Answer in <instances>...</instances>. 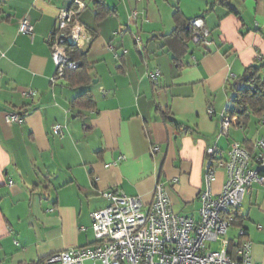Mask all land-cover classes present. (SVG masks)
<instances>
[{
    "label": "crops",
    "instance_id": "crops-1",
    "mask_svg": "<svg viewBox=\"0 0 264 264\" xmlns=\"http://www.w3.org/2000/svg\"><path fill=\"white\" fill-rule=\"evenodd\" d=\"M77 1L85 6L80 21L94 33L81 49L94 65L88 87L52 82L47 37ZM102 1L109 13L98 18L96 0H0V264H39L94 244L91 214L110 204L102 193L111 189L149 205L161 182L176 213L198 218L210 160L227 158L235 142L250 147L264 137V114L246 124L227 114L232 81L264 60V0H226L234 12L222 0ZM177 9L186 19L203 15L209 46L191 42L182 55L178 40L163 37L176 27ZM24 18L33 38L19 31ZM27 89L37 95L24 97ZM87 90L96 108L74 107ZM13 111L25 112L22 123L5 120ZM57 123L66 126L64 137L53 133ZM226 179L217 168L214 193ZM237 213L253 264H264V185L251 186ZM238 230L232 225L229 238Z\"/></svg>",
    "mask_w": 264,
    "mask_h": 264
},
{
    "label": "built area",
    "instance_id": "built-area-1",
    "mask_svg": "<svg viewBox=\"0 0 264 264\" xmlns=\"http://www.w3.org/2000/svg\"><path fill=\"white\" fill-rule=\"evenodd\" d=\"M77 4L78 8L61 10L58 26L47 37L55 64L53 83L64 79L68 71L76 70L82 64L81 59L72 57L71 48L83 49L94 37L79 18L84 4L81 1ZM191 24L192 42L209 46L210 31L204 18L194 17ZM19 31L33 38V22L29 18L22 19ZM158 76V70L150 72L155 83H158ZM22 95L36 96L37 92L27 89ZM209 113L212 115L214 110L209 109ZM24 118L25 113L17 111L5 115L8 123H22ZM230 123L231 118L224 117V133H228ZM52 131L64 137L66 126L54 124ZM157 151L159 147H154L153 152ZM210 153L214 155V149ZM217 168L226 169L227 179L216 194L212 182ZM205 183L200 194L198 218L176 213L168 190L161 182L156 184L149 205H145L139 196L115 189L105 191L102 195L110 204L91 214L94 244L62 250L39 264H84L88 259L102 260L104 264H253V243L243 239L246 229L239 227L235 238H229L228 233L251 186L254 183L264 185V137L250 147L235 142L227 158H212L205 173ZM213 243L219 247L214 249ZM231 246H234L233 253L229 252Z\"/></svg>",
    "mask_w": 264,
    "mask_h": 264
},
{
    "label": "trees",
    "instance_id": "trees-1",
    "mask_svg": "<svg viewBox=\"0 0 264 264\" xmlns=\"http://www.w3.org/2000/svg\"><path fill=\"white\" fill-rule=\"evenodd\" d=\"M220 3L226 5L230 11L234 12V9L226 0H222ZM96 5L98 6V18H103L109 13L108 10L105 9L102 0H96ZM200 16L203 17V15ZM173 17L176 27L171 33L164 34L163 37L178 40L181 44V54L183 55L189 51L190 43L192 42L193 27L191 20L193 18L186 19L179 9L174 12ZM71 54L73 58L81 59L82 64L78 69L68 71L65 75V79L69 80L70 86H91L94 81L92 77L94 65L87 61L86 53L79 48H71ZM263 68L264 60L258 59L256 63L247 67L243 75L233 80L230 85V90L232 91L233 96L227 108V114L230 117L238 116L242 124H246L252 114L256 116H262L264 114V78L261 75ZM71 104L74 107H79L83 110H94L96 108V103L90 90L75 97ZM158 111L162 112L165 119H169L172 122L175 121L170 117L168 111H162L160 107H158ZM174 123L178 126L177 122ZM243 223V218L236 211L233 225L245 228ZM242 237L243 236H241V238ZM229 252H234V246H231Z\"/></svg>",
    "mask_w": 264,
    "mask_h": 264
},
{
    "label": "rangeland",
    "instance_id": "rangeland-1",
    "mask_svg": "<svg viewBox=\"0 0 264 264\" xmlns=\"http://www.w3.org/2000/svg\"><path fill=\"white\" fill-rule=\"evenodd\" d=\"M209 245V244H208ZM219 247V244H217V243H213V248L214 249H217Z\"/></svg>",
    "mask_w": 264,
    "mask_h": 264
},
{
    "label": "water",
    "instance_id": "water-1",
    "mask_svg": "<svg viewBox=\"0 0 264 264\" xmlns=\"http://www.w3.org/2000/svg\"><path fill=\"white\" fill-rule=\"evenodd\" d=\"M95 83H96V80H95Z\"/></svg>",
    "mask_w": 264,
    "mask_h": 264
}]
</instances>
